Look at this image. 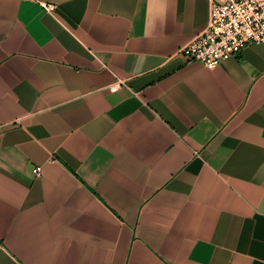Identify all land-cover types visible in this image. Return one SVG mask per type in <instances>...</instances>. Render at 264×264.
I'll list each match as a JSON object with an SVG mask.
<instances>
[{"label": "crops", "instance_id": "crops-1", "mask_svg": "<svg viewBox=\"0 0 264 264\" xmlns=\"http://www.w3.org/2000/svg\"><path fill=\"white\" fill-rule=\"evenodd\" d=\"M209 4L0 0V263L264 264V41L184 59Z\"/></svg>", "mask_w": 264, "mask_h": 264}, {"label": "built area", "instance_id": "built-area-1", "mask_svg": "<svg viewBox=\"0 0 264 264\" xmlns=\"http://www.w3.org/2000/svg\"><path fill=\"white\" fill-rule=\"evenodd\" d=\"M41 4L48 11L54 8L50 3ZM261 41H264V0H210L206 26L179 47L178 52L184 59H196L206 67H214L246 45ZM31 170L38 175L40 166Z\"/></svg>", "mask_w": 264, "mask_h": 264}]
</instances>
